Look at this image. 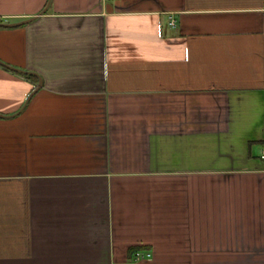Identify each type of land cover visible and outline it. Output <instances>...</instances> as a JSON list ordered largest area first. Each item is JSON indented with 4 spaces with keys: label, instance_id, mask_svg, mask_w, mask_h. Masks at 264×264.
<instances>
[{
    "label": "crops",
    "instance_id": "obj_1",
    "mask_svg": "<svg viewBox=\"0 0 264 264\" xmlns=\"http://www.w3.org/2000/svg\"><path fill=\"white\" fill-rule=\"evenodd\" d=\"M29 18L0 25L37 78L0 65V264H264V0H0Z\"/></svg>",
    "mask_w": 264,
    "mask_h": 264
},
{
    "label": "built area",
    "instance_id": "obj_2",
    "mask_svg": "<svg viewBox=\"0 0 264 264\" xmlns=\"http://www.w3.org/2000/svg\"><path fill=\"white\" fill-rule=\"evenodd\" d=\"M176 23V20L174 17L171 16L169 24L171 26H174ZM262 157H264V152L262 154ZM151 257V252L149 251H145V250H136L133 253V260L134 261H141V260H145Z\"/></svg>",
    "mask_w": 264,
    "mask_h": 264
},
{
    "label": "water",
    "instance_id": "obj_3",
    "mask_svg": "<svg viewBox=\"0 0 264 264\" xmlns=\"http://www.w3.org/2000/svg\"><path fill=\"white\" fill-rule=\"evenodd\" d=\"M32 18H29V19H26V20H23V21H20V22H16V23H0L1 26H14V25H18V24H24V23H27L28 21H30ZM0 65L8 68V69H12V70H15V71H18V72H21V73H28L27 71H23V70H20V69H17V68H14L12 66H9L7 64H5L4 62L0 61ZM41 85V79L40 77H38V83H37V86L35 88V90H37ZM34 90V91H35ZM30 97V96H29Z\"/></svg>",
    "mask_w": 264,
    "mask_h": 264
},
{
    "label": "trees",
    "instance_id": "obj_4",
    "mask_svg": "<svg viewBox=\"0 0 264 264\" xmlns=\"http://www.w3.org/2000/svg\"><path fill=\"white\" fill-rule=\"evenodd\" d=\"M24 75H25L27 78H30V79H37V78L34 77L33 73H31V72L24 73ZM144 249H145V248H144L143 245H141V244H137V245L130 246V247L128 248V253H129V254H131V253L133 254L134 251H136V250H144Z\"/></svg>",
    "mask_w": 264,
    "mask_h": 264
},
{
    "label": "rangeland",
    "instance_id": "obj_5",
    "mask_svg": "<svg viewBox=\"0 0 264 264\" xmlns=\"http://www.w3.org/2000/svg\"><path fill=\"white\" fill-rule=\"evenodd\" d=\"M134 260H133V258H132V262H133Z\"/></svg>",
    "mask_w": 264,
    "mask_h": 264
}]
</instances>
